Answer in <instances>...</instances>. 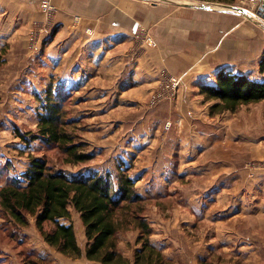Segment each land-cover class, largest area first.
<instances>
[{"label":"crops","instance_id":"1","mask_svg":"<svg viewBox=\"0 0 264 264\" xmlns=\"http://www.w3.org/2000/svg\"><path fill=\"white\" fill-rule=\"evenodd\" d=\"M42 1L45 0H0V57L3 62L14 60L13 55L17 48L23 49L26 45L25 29H28L32 22L40 19L39 4ZM46 1H50L60 11L57 24L68 29L70 35H75L66 38L67 44L76 39L79 44L92 46V49L81 48L82 52L77 54L79 57L71 59V62L85 61L79 63L78 68L74 70L76 81L78 80L79 83L75 88V92L80 95L77 99L80 102L79 106H91L92 109H97L96 112L102 113L104 109L110 111L119 106L137 105L139 100L136 97L133 100L134 98L127 94L146 92L145 95H148V92L153 90L152 87L158 83L159 71H161L159 69L163 64L174 74L182 77L183 86L177 102L167 103L157 110H145L139 118L133 119L135 122L133 128L126 132L125 140L115 144L113 151H150L154 146L153 141L158 138L160 145H157L158 149L153 151H165V149L184 151L183 148L191 151V147L192 151H217L219 142L223 150L225 149L223 142L232 139L250 146L248 151L235 152L247 154L241 159L246 161L245 163L233 161L235 153L232 155L230 153L220 156L222 162L208 164L207 171L211 175L205 183L206 196L203 199L196 194L184 196L182 202L188 208V217L181 222V225L192 226L193 229L197 222L204 221L205 229L215 228L217 238L214 240L218 239L216 243L219 242L223 250L237 249L243 258H251V263L262 262L263 256L260 255L264 253V166H259L254 161L264 160V151H261L262 148H259V143L256 142L262 141L259 138H264L263 117L253 116L257 107L253 106L251 116L241 115L237 118L240 122H244L240 128L229 126L227 122L226 125L215 124V127H211L206 123L211 124L213 120L207 119L206 114L194 111L201 95L196 99L192 98L195 87L199 90L202 84L215 85L216 73L225 67L226 71L263 80L259 64L264 46L262 50L258 45L256 52L255 50L252 53L246 52L245 42L239 39L240 35H236L244 29V13L206 8L205 5L195 3L185 2L182 7L174 9L154 3L155 8L151 9V13L156 12L155 33L157 41L161 43L158 57L144 51L145 53L143 52L135 61L133 59L123 61L125 50L118 48L133 44L132 37L137 26L143 27L142 23L149 25L148 18L151 14L147 2L141 0ZM172 4L180 5L181 2ZM75 16H80L82 19L77 27H74L73 23ZM154 17L153 15L152 18ZM87 30L92 32L88 34ZM170 43L171 47H168ZM211 45H215L213 51ZM254 57H257V64L250 68V64L246 62L253 60ZM71 62L67 66H70ZM168 121H173L174 125L170 127L171 129H165ZM139 135L143 137L139 138ZM154 167V164L139 167L136 169L138 175L133 178L138 180L136 187L139 194L147 200L158 201L167 197L168 184L172 193V187H175L177 182L167 180L168 175L164 171L158 172ZM143 173H146L145 176H142ZM73 214L74 227L76 229L78 224L82 226L80 238L85 239L83 224L75 220V218L79 219L80 215L76 211H73ZM157 224L156 217L151 219V225L157 232L151 240L158 246L160 242L168 240L161 239L168 234H161L162 230L156 228ZM237 224L243 227L238 229ZM211 232L213 234V231ZM170 239L174 241V237L170 236ZM207 239V236H204L205 242H208ZM167 243L172 242L168 240ZM206 245L214 249L213 242H208ZM118 248L120 252L125 253L122 242ZM129 256V264H131Z\"/></svg>","mask_w":264,"mask_h":264},{"label":"rangeland","instance_id":"2","mask_svg":"<svg viewBox=\"0 0 264 264\" xmlns=\"http://www.w3.org/2000/svg\"><path fill=\"white\" fill-rule=\"evenodd\" d=\"M141 1L147 2L150 7L149 14L151 15L148 18L149 25L142 23L143 27L138 28L137 26L132 37L133 44L118 48V50H125L123 61H127L128 59L135 61L144 51L158 57V50L161 47V43L157 41L155 33L156 12L154 14L151 13V9L155 8L154 3H158L162 7L170 6L174 9L182 7V4L186 2L202 6L206 5L211 8L215 6L219 7L216 10H225L222 6L223 4L197 0ZM180 1H182L180 5L176 4V6L172 4L179 3ZM257 1L236 0L233 5L241 6L244 9V29L236 33V35H240L239 39L245 42V51L249 53H252L254 50L256 52L258 45L261 50L264 46V19L258 14L259 8ZM44 2L46 0L39 4L40 19L32 22L31 26L25 29V36L27 37L26 45L23 46V49L18 46V48L16 47V53L13 55L14 60H5V62L2 61L0 64V187L13 177L19 178L27 170L31 157L44 159L56 170L62 169L72 176H87L94 172L110 174L114 184L117 182L120 169L128 171V174L134 177L138 175L136 169H139V167H148L154 164V168H157L158 172L164 171L168 175L167 180L177 182L175 184L176 186L172 187V193L170 192L171 186L168 184L166 188L168 195L166 198L158 201L146 199L147 201L145 203V214L150 226L153 228L151 219L153 220L156 217L158 219L156 228L162 230L161 234H168L161 239H168L172 242L169 244L167 243L168 240H165L166 242H160L158 246L155 245L160 250L161 256L165 260H170L169 263L172 264H253L250 262L251 258H243L240 255L241 253L237 252V249L223 250V247L218 244L219 242L216 243L218 239L214 240V238H217L215 237V228L213 227V230L205 229L206 223L204 221L196 223L197 225L193 228L196 230H193L192 226L184 227L185 225H181V222L188 217V208L182 202L184 196H193L196 194L197 197L202 199L206 196L205 183L211 175L207 171L208 164L220 163L223 161L220 157L222 154L231 153L232 155L236 151H248L250 146L242 141L232 139L229 140L230 142H223L222 145H225V149L223 150H221V142H219L217 151H192V147L191 151H187L184 148V151H172V149L168 151L167 149L165 151H153L158 149L157 145H160V138H158L153 141L154 146L150 151H113L112 149L115 148V144L118 141L122 142L125 140L126 132L133 128L135 123L133 119L139 118L145 110L153 111L164 107L167 103L177 102L183 86L182 81L178 95L173 101H168L169 99L159 100V91L162 85L158 80L157 85L152 87L153 90L151 89L152 91L148 92V95H145L146 92L127 94L133 97V100H135V97L139 100V103L134 106H119L110 111L104 109L102 113L96 112L97 109H92L91 106H79L80 102L77 99L80 95L75 92V88L79 83L78 80L76 81L74 70L78 68L79 63H84L85 61L74 60L71 62V59L79 57L77 54L82 52L81 48H91L92 46L79 44L76 39L74 42L67 44V39L75 35H70L68 29L57 24L60 16V11L57 7H55L56 10L51 15L43 11ZM153 15L155 16L154 19L152 18ZM81 20L80 16H75L73 22L74 27H77L81 23ZM32 31L38 32L36 35L33 34L34 38ZM91 32L90 30L86 31L88 34ZM193 34L199 35L200 33ZM23 35L24 33L22 32ZM38 43L41 44L42 50L36 53L34 47ZM168 47H171V43L168 44ZM214 49L215 45L212 51ZM15 55H17L16 59ZM256 58L254 57L253 60ZM253 60L246 62L250 64V68H253L252 65L257 64V59L255 62ZM70 62V66H67ZM162 66L159 70L164 69L167 75L182 78L174 74L169 67H165L164 64ZM223 69L227 68L225 67ZM50 89H52L53 94L57 93L60 95L62 93L66 95L65 102L63 103L64 111H66L65 119L75 120L67 130L76 137L78 142L86 145L84 149L86 152L94 155L95 158L93 160L87 163L72 165L65 161L62 150L56 146H48L41 140L28 143L18 135L20 132L22 134L29 132L35 134L38 132L37 116L42 111V100L45 99L46 93ZM199 91L195 87L192 91L193 99H196L197 96L199 97ZM166 93L168 92L166 91ZM199 100L196 103V107H194V111L206 114L207 119L213 120L214 122L211 124L206 123L211 127H215V124L226 125L225 122H227L229 126L233 125L238 129L244 125V122H240L237 118L241 115L249 116L253 110V106H257L253 112V116L258 115L259 117H263L264 120V101L259 102L262 103L261 105H256L259 103L244 105L234 113L225 112L217 116H211L210 107L214 102L207 101L202 95L199 97ZM169 122L171 123V127H173V121H168L165 124V129H171L167 128ZM140 137H143V135H139ZM259 139L262 141L258 140L256 142L259 143V148H262L261 151H264V138ZM246 155L243 152H237L233 156V161L245 163L246 161H242L241 159L246 157ZM254 163L259 166H264V160L259 162L254 161ZM136 172L137 174H135ZM144 174L146 173H143L142 176H145ZM154 178L155 176H153ZM180 203H183V205H180ZM73 216L72 211V218L64 222L74 225ZM75 220L78 223L80 221L82 224L80 217L79 219L75 218ZM174 224L178 226H173ZM209 225L212 227L210 223ZM81 227L79 224L76 225L75 231L78 243L84 251L87 239L86 236L85 239L80 238L82 236ZM242 227L241 224H237L238 229ZM52 228V225L47 226L48 230ZM211 231H213V234ZM123 232L120 241L125 247L124 254H127V257L130 255L131 264L132 261L134 264L135 252L143 245L142 243H137L140 230L131 227L129 231ZM155 234L157 232L153 228L151 239ZM169 235L174 237V241L170 239ZM204 236H207L208 242H213V250L206 245L208 242H205ZM249 256L251 257L252 254ZM260 256L263 257L261 258L262 262L259 264H264V253H261ZM0 264L101 263L91 262L83 255L81 257H75L60 253L44 241L36 227L34 218H29V225L27 227H21L12 222L8 215L1 211L0 207Z\"/></svg>","mask_w":264,"mask_h":264},{"label":"trees","instance_id":"3","mask_svg":"<svg viewBox=\"0 0 264 264\" xmlns=\"http://www.w3.org/2000/svg\"><path fill=\"white\" fill-rule=\"evenodd\" d=\"M197 1L233 6L236 0ZM259 71L263 80L221 69L216 73L215 85L202 84L200 95L214 102L210 115L234 113L244 105L264 101V52ZM65 96L53 94L50 89L37 116L38 132L18 135L28 143L41 140L48 146H56L69 164L87 163L95 157L67 130L75 120L65 119ZM118 174L116 184L110 174L94 172L72 176L62 169L56 170L44 159L31 157L27 170L19 178L13 177L0 187L1 211L21 227H27L29 218H34L44 241L60 253L83 255L101 264H129L128 257L119 251L120 237L131 227L138 228L137 243L143 245L135 252L134 264H172L151 242L153 228L145 214L147 200L137 190V178L123 169ZM72 211L79 213L85 229L84 251L74 225L64 222L72 218ZM48 225L53 228L48 230Z\"/></svg>","mask_w":264,"mask_h":264},{"label":"built area","instance_id":"4","mask_svg":"<svg viewBox=\"0 0 264 264\" xmlns=\"http://www.w3.org/2000/svg\"><path fill=\"white\" fill-rule=\"evenodd\" d=\"M257 6L259 9H260V7L264 6V0H258ZM239 7L242 8L241 6H239ZM55 10H56L55 6L52 5V3L50 1H46L43 3V11L45 13L51 15ZM36 33H38V32L32 31L33 38H34V35H36ZM41 50H42L41 44L38 43L34 47V51H36V53H39V52H41ZM159 81H160V84L162 85V88L159 91V94H160V96L158 97L159 100L169 99L168 101H173L175 99V97L178 95V90L180 89V85H181V78L169 76L165 73V70L163 69L160 71ZM166 91L170 94L168 95V93H166ZM152 106H155V105H152ZM170 124H171L170 122L167 124V128L171 127Z\"/></svg>","mask_w":264,"mask_h":264},{"label":"water","instance_id":"5","mask_svg":"<svg viewBox=\"0 0 264 264\" xmlns=\"http://www.w3.org/2000/svg\"><path fill=\"white\" fill-rule=\"evenodd\" d=\"M221 6V5H219ZM224 7L225 10H234V11H239V12H243L244 9L237 7V6H228V5H222ZM221 6V7H222ZM206 8H211L210 6H204ZM258 14L260 15V17H262L264 19V6L260 7V9L258 10Z\"/></svg>","mask_w":264,"mask_h":264},{"label":"bare ground","instance_id":"6","mask_svg":"<svg viewBox=\"0 0 264 264\" xmlns=\"http://www.w3.org/2000/svg\"><path fill=\"white\" fill-rule=\"evenodd\" d=\"M180 2H182V1H180ZM212 8H213V9H218L219 7H215V6H213ZM248 15H249V14H248ZM243 176H244V175H243ZM245 178H246V177H245ZM249 178H250V177H249ZM243 179H244V178H243ZM250 180H251V178H250ZM250 180H249V181H250Z\"/></svg>","mask_w":264,"mask_h":264}]
</instances>
